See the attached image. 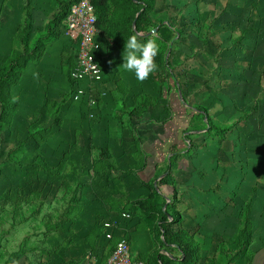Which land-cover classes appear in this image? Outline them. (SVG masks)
<instances>
[{
	"label": "rangeland",
	"instance_id": "obj_1",
	"mask_svg": "<svg viewBox=\"0 0 264 264\" xmlns=\"http://www.w3.org/2000/svg\"><path fill=\"white\" fill-rule=\"evenodd\" d=\"M59 1L0 0V67L12 56L13 36L23 25L25 7L33 8L31 40L35 29L44 31L50 25L59 11ZM99 9L100 18H108L112 12L109 4ZM146 15L154 23L148 36L164 42L165 62L173 65L178 57L180 62L189 58L187 54L181 56L182 48L189 47L193 54L187 60L188 67L181 63L174 74V68H166L168 77L175 80L173 91L179 102L188 106L193 116L191 124L205 128V115L199 107L210 110L214 105L212 112L220 109L221 116L213 118L211 113V124L229 127L212 138L188 128L189 139H201L194 140L193 147L197 148V143L198 149L208 152V164L211 166L216 159L225 187L212 184L202 190L197 194L201 198L195 202L203 206L195 208L193 204L185 205L193 203L192 199L170 193L182 204L175 202L172 209L166 208L168 213H175L176 207L188 218L185 227L178 226V216L174 215L176 223L170 227L175 231L173 239L179 242L177 233L187 234L194 242V238L198 239L204 259H214L215 264H264V0H154ZM169 25L174 33L163 38L166 33L162 27ZM157 28L161 31L153 32ZM69 37L61 34L44 42L37 52L39 59L48 49L53 59L49 80L46 75L41 79L27 78L24 72L31 73L28 64L9 91L12 98L18 99V109L9 114L8 123H0V264H9L16 257H31L27 254L29 247L41 243L44 216L56 214V203L62 199L61 186L53 172L69 148H56L50 141L57 140L60 126L57 106L72 104L71 99H65L69 87L60 65L62 52L76 51ZM188 72H192L191 77L185 79ZM69 135L73 137L72 129ZM87 135L84 129L77 134L83 139ZM58 140L63 142L61 136ZM80 145L87 152V146ZM212 168L204 169L205 174ZM59 172H63L62 167ZM67 175L74 182L84 178L79 175L74 180L73 174ZM162 209L165 208L159 202L158 211Z\"/></svg>",
	"mask_w": 264,
	"mask_h": 264
},
{
	"label": "crops",
	"instance_id": "obj_2",
	"mask_svg": "<svg viewBox=\"0 0 264 264\" xmlns=\"http://www.w3.org/2000/svg\"><path fill=\"white\" fill-rule=\"evenodd\" d=\"M103 26L105 24H101ZM173 29L171 25L163 26L166 34L162 37L173 35ZM160 31L157 28L153 32ZM97 39L100 49L96 63L101 72V82L95 103L89 105L88 100L86 102L82 98L79 93V86H83L81 84L78 88L76 86L72 104L64 108L58 105L55 110L59 111L60 126L56 132L57 140L52 139L50 144L54 143L56 148L68 145L69 148L58 161L57 171L53 172L61 186L62 199L56 203L58 212L44 216L46 225L42 228L41 243L29 247L27 254H31V257L25 254L26 258L16 257L9 264H105L113 246L105 238L106 234L124 239L130 246L132 257L145 264H215L214 259H204L203 247L197 243L198 239L194 238V242L187 234L177 233L175 235L179 242L174 241L175 231L170 229L176 223V220L173 221L176 218L174 215L179 219L177 225L185 227V220L188 219L185 213L182 214L175 207L176 212L171 213L173 218L169 217L165 223L159 221V202L165 209H172L175 202L176 205L182 204L179 199L171 197L172 193H177L178 198L185 195L192 199L193 203L187 202L185 205L193 204L195 208L203 206V203L195 202L201 198L197 194L202 190L209 189L212 184L225 187L219 177L222 171L218 173L216 168V159L213 162L212 156L213 163L211 166L208 164V152L198 149L197 143V148L193 147V141L201 139L195 136L189 139L188 128L196 134H208V138L216 133H210L207 124L206 129L197 123L191 124L193 116L187 110L188 106L179 102L173 91L176 88L175 80L166 73L167 66L174 68L173 74L180 70L181 63H186L188 67L187 60L193 54L189 53V47L182 48L179 50H184L181 56L187 54L189 58L180 62L181 58L178 60V57L170 65L161 56L164 47L161 39L155 57L158 70L141 82L136 79L134 71L122 67L125 53L105 44L104 35ZM72 42L76 45L75 40ZM47 50L36 62L29 63L31 73L24 72L27 78L41 79L46 75L47 80L50 79V62L53 59ZM75 54L76 51L71 53L73 65ZM188 74L185 79H189L192 72ZM213 106L207 110L215 115L213 118L220 117L221 110L213 113ZM90 113L93 116L90 117ZM70 129L73 137L69 135ZM82 129L87 132V139L77 136ZM58 136H61L62 143ZM81 143L87 146V152L80 147ZM60 166L62 173L59 172ZM208 166L213 168L206 175L204 169ZM69 173L74 175V180L79 175L84 178L69 181ZM192 192L196 197L192 196ZM138 201L143 204L136 205ZM172 201L175 202L170 205ZM183 237L188 238L189 242H185ZM184 245L193 246L192 257L189 260L172 258L170 252L182 254L181 247ZM97 247L100 249L97 250Z\"/></svg>",
	"mask_w": 264,
	"mask_h": 264
},
{
	"label": "trees",
	"instance_id": "obj_3",
	"mask_svg": "<svg viewBox=\"0 0 264 264\" xmlns=\"http://www.w3.org/2000/svg\"><path fill=\"white\" fill-rule=\"evenodd\" d=\"M30 1V0H27ZM78 0H60L59 11L55 13L52 22L44 31L35 29V37L29 39L32 34L33 27V8L28 5L25 7L23 15V25L13 36V47L11 50V57L7 62L0 67V123H8L9 114H14L18 109V99H14L9 95L10 88L14 86L17 80L25 71V68L30 62H36L38 60V54L44 47V42L57 39L61 34L66 24V18L70 12V7ZM95 7L97 13V37L104 35L108 45L114 46L121 53L126 54L125 45L130 36L134 33H144V39L140 42H146L147 38H150L149 33L153 28V21L150 19L146 12L149 11L154 3V0H89ZM105 4V5H104ZM112 6V12L110 16L102 17L100 7L106 5ZM105 9V8H104ZM139 13V14H138ZM138 14V15H137ZM102 20V21H101ZM106 22L105 27H101L102 22ZM152 26V27H151ZM99 33H101L99 35ZM160 41H162L160 39ZM159 43V40H157ZM165 53V47H163L161 56ZM60 65L64 68V74L66 75L67 83L69 86V93L65 99H73L76 94L77 81L72 77V71L74 69L72 55L70 52H62L60 55ZM96 100V99H95ZM203 115L206 117V123L208 131L215 130V133H225L229 127L219 128L212 125L210 122V113L206 108L199 107ZM58 112V111H56ZM61 167V166H60ZM172 201L170 205L173 204ZM138 206L143 204L142 201L135 203ZM169 205V206H170ZM160 222H168V218L172 217L171 213H168L167 209L160 211ZM176 219L173 218V221ZM163 227V226H162ZM167 230V228H164ZM165 231V230H164ZM182 254L178 251L170 252L172 258L181 260L183 258L188 259L192 257L193 248L190 245H184L181 247ZM7 264V263H5Z\"/></svg>",
	"mask_w": 264,
	"mask_h": 264
},
{
	"label": "built area",
	"instance_id": "obj_4",
	"mask_svg": "<svg viewBox=\"0 0 264 264\" xmlns=\"http://www.w3.org/2000/svg\"><path fill=\"white\" fill-rule=\"evenodd\" d=\"M97 13L89 0H78L70 7L63 28V35L76 41L75 63L72 76L78 82L80 94L89 105L95 103V96L101 82V72L96 63V56L100 49L97 39ZM70 38V37H69ZM86 98V99H85ZM89 116H93L92 113ZM105 238L113 243L105 264H145L131 255L129 244L116 235L106 234ZM97 250L100 247L96 248Z\"/></svg>",
	"mask_w": 264,
	"mask_h": 264
},
{
	"label": "clouds",
	"instance_id": "obj_5",
	"mask_svg": "<svg viewBox=\"0 0 264 264\" xmlns=\"http://www.w3.org/2000/svg\"><path fill=\"white\" fill-rule=\"evenodd\" d=\"M145 34L141 32L130 36L126 48L125 62L122 67L127 71H134L136 79L143 82L158 70L155 57L159 52V45L155 36L146 39L141 43Z\"/></svg>",
	"mask_w": 264,
	"mask_h": 264
},
{
	"label": "water",
	"instance_id": "obj_6",
	"mask_svg": "<svg viewBox=\"0 0 264 264\" xmlns=\"http://www.w3.org/2000/svg\"><path fill=\"white\" fill-rule=\"evenodd\" d=\"M138 15V14H137Z\"/></svg>",
	"mask_w": 264,
	"mask_h": 264
}]
</instances>
